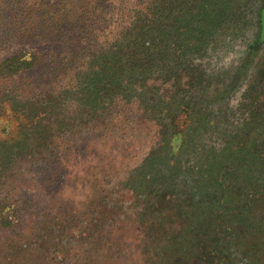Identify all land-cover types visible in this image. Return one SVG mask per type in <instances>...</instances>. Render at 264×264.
<instances>
[{"label": "rangeland", "instance_id": "rangeland-1", "mask_svg": "<svg viewBox=\"0 0 264 264\" xmlns=\"http://www.w3.org/2000/svg\"><path fill=\"white\" fill-rule=\"evenodd\" d=\"M146 1L87 4L96 14L85 22L74 0H0V62L33 53L0 73V163L24 147L0 173V264L264 260L262 4L244 19L236 6L228 18L192 16L197 35L175 38L162 19L163 47L152 35L130 47L149 63L119 71L125 91L85 86L92 55L137 10L151 15ZM48 107L59 127L35 140L33 121L54 127Z\"/></svg>", "mask_w": 264, "mask_h": 264}, {"label": "trees", "instance_id": "trees-1", "mask_svg": "<svg viewBox=\"0 0 264 264\" xmlns=\"http://www.w3.org/2000/svg\"><path fill=\"white\" fill-rule=\"evenodd\" d=\"M99 1L100 0H74V5L78 6L77 9H74V10H76V13H78V16H80L81 18L84 15L85 22H87L88 17H89V20H92V18H94L93 14H96V12L94 10L95 8L93 10L87 11L85 9V5H87V4L94 5L95 2L97 3ZM188 1H192V0H147L146 2H148V3L150 2L149 3V5H150L149 11L150 12L149 13H151V15L145 14L144 12L143 13L138 12V10H137V13H135L133 15V18H135V19L132 22H130L129 25H126L125 27L122 28V30L120 31L117 38L114 39L110 43L107 50H105V51L103 50L102 52L99 51V52H96L92 55L89 62L91 64V66L94 67V69L95 68H97V69H96V71H94L92 73L94 76L93 79H92L91 75H86L87 77H90L89 78L90 80L88 83L87 82L85 83L86 84L85 86L91 85L92 81L95 80V82L93 83V85L95 87H97L101 82V84H100L101 87L105 86V87L110 88L107 91V93L108 92H111V93L117 92V94H118L119 92H122V91H120L122 89H123V91H125V89H127V87L123 88V86L121 85V82L124 79V77H123V75H121L119 73V71L122 70L123 67H127L128 69H130V68L135 69L133 67H135L136 65L146 66L149 63V61H146L147 64L141 63L140 61H142V59H139L138 62H135L136 60H134V57L131 54L132 52L130 51V47L133 44L136 45L135 42H138L141 45L147 44L148 38L151 35H152V39H151L150 43L157 44L156 45L157 47H161V46L163 47L166 43V41L164 40V38L166 37V33L162 34V32L164 31V27L162 26L161 22L159 24H157L162 19L164 20L166 18L167 19L172 18V20H174V22L171 25V27L174 28L172 35L175 36V38H177L176 36H179L181 34V32H183V31L184 32L186 31L185 35H188V36L197 35V34H193V32L197 31L196 30L198 28L197 25L200 23L198 21V19H200V18L206 17V18H212L213 19V18H216L218 16L227 17V18L229 16H234L235 15L234 14L235 6H236V8H238L236 15L240 16L241 19H244V16H245L244 14H246V15L256 14L258 12V6L262 4L259 15H260L262 20H263V16H264V0H262V1L259 0V3H256V1H258V0H255V3L251 2L252 0H198V2H200L202 5H206L205 7L207 8V10L202 9L201 7L200 8L196 7V10L193 9L192 7H191V9H189L187 7ZM103 2L110 4L108 2V0H103ZM168 6H172L174 8V10L170 11ZM194 6H196V5H194ZM248 7H249V11L246 12ZM146 8H148V6ZM187 16H191V17L187 18ZM192 16H194L198 19L193 20L194 18ZM200 20L202 22L204 21L203 19H200ZM232 22H237V21H232ZM191 31H193V32H191ZM32 54L25 55V53L22 52L19 54H13L10 58H6L4 61L0 62V73L3 70H13L14 68L16 69V68H20V67H24V66H30L33 63ZM122 54H124V55H122ZM120 61H122V62L119 64ZM108 67H110L111 70H115V68H117V70H115L113 72L114 74H112L111 76L106 78L105 75H102V73L106 72ZM97 71H99V72L97 73ZM82 81L84 82V81H86V79L82 80ZM89 87H91V86H89ZM116 88H117V91L115 90ZM87 95H88L87 93L84 94L85 97H87ZM52 104L54 106V103H52ZM46 105L49 106L48 104H46ZM48 108H51L54 111V107H48ZM45 113H46V111H45ZM56 115H57V112L54 111V119H53L54 120V127H48V125L44 124L45 123L44 121L38 122L36 120L35 123H34V121L32 122V124L30 123L31 124L30 127L31 126L33 127L35 125L32 133H31L33 136L36 137L35 140L39 139V138H37V136H40L41 134L46 133V131H43V129L41 127L47 128L48 135L53 133V129H54V131L57 130L56 128L59 127V124L55 123ZM34 116H35V113L32 114V117H34ZM78 116L80 117V115H78ZM51 119L52 118L50 117L48 122L51 123V121H52ZM261 134L264 135L263 129L261 131ZM10 142H13V144H14L16 142V140H11ZM10 142L8 144H12ZM19 146H20V148L16 147L15 150H12L11 148L8 149L9 151H7L6 154L3 155V160L0 163V173L2 171H4V169H6V167L9 165V160L15 159V156H16L15 154L18 153V150H20V152L23 151V149H24L23 145L19 144ZM257 148L258 149L261 148V150L263 152L261 159H262V163H264V143H263V141L258 144ZM245 150H246V148H245ZM0 159H1V157H0ZM255 185H258L259 191H262V193H263L261 196V204H262V211H263L262 218H264V182L259 183V184L255 183ZM261 204H260V206H261ZM7 206L10 207V205H7ZM12 221H13V218L11 217V215H8L3 220V223H4V225H10L12 223ZM260 221L264 222V220H260ZM26 247H27L26 245L20 246V248H22V249H24ZM256 247H257V245L252 246L253 249L255 248V250H254L255 253L258 251ZM263 261H261L258 264H264Z\"/></svg>", "mask_w": 264, "mask_h": 264}]
</instances>
